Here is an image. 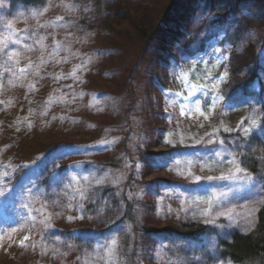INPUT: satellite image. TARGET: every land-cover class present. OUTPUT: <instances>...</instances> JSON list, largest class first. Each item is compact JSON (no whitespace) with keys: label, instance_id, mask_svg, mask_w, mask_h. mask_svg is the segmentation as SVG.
<instances>
[{"label":"rangeland","instance_id":"obj_1","mask_svg":"<svg viewBox=\"0 0 264 264\" xmlns=\"http://www.w3.org/2000/svg\"><path fill=\"white\" fill-rule=\"evenodd\" d=\"M237 3L47 0L12 9L0 0V264H227L214 237L144 241L134 229L173 226L175 208L219 237L251 227L264 177V0ZM169 10L171 34L159 43ZM239 29L243 46L261 40L247 97L223 92ZM237 167L236 179H220ZM54 169L60 186L39 189L41 172ZM109 187L124 206L103 194ZM127 202L135 223H116ZM226 210L231 218L219 215ZM90 223L92 236L81 235Z\"/></svg>","mask_w":264,"mask_h":264},{"label":"trees","instance_id":"obj_2","mask_svg":"<svg viewBox=\"0 0 264 264\" xmlns=\"http://www.w3.org/2000/svg\"><path fill=\"white\" fill-rule=\"evenodd\" d=\"M11 4V8L14 9L15 6L21 5L26 7H37L41 8L47 4V0H8ZM212 3H216L217 0H209ZM232 2V0H227V2ZM238 3L243 2L244 0H237ZM237 3V4H238ZM175 4V2H173ZM215 5V4H214ZM215 8V6H213ZM236 10H237V6ZM238 11V10H237ZM235 14L236 11H235ZM161 21L156 27L155 38L159 43H164L163 37H166L171 34L172 29H166L169 21L175 20V14H171L170 10L162 15L160 18ZM245 29H239V31L231 35L229 40L234 49L227 70L230 73L229 82L225 85L223 89L224 94L232 93L231 91L241 89L244 96L247 97L251 93L250 88L254 84L257 71L259 69L260 63V51L258 44L260 39L248 40L243 46ZM174 33H172L173 35ZM178 42V41H174ZM201 44L204 45V41H201ZM201 45L200 48L203 46ZM185 47V46H183ZM182 47V48H183ZM181 48V49H182ZM199 50V49H198ZM264 91L261 93V97H264ZM232 103L234 100L229 98ZM235 139L238 141H243L241 135H234ZM228 136L224 137L223 142H227ZM253 172L257 173L256 167L253 166ZM62 169L54 170H43L41 175L43 178L38 182L39 189L44 187L55 189L59 187L58 178H60V173ZM44 190V189H43ZM110 192L111 203L115 205L116 208L124 206L120 203L119 197L116 195L111 188H104L103 194ZM44 193L41 195L43 198ZM106 199V198H105ZM109 198H107L108 200ZM260 204L257 206V211L254 213L253 222L249 230H243L241 226L232 227L230 235L228 237H219L215 234L211 225L204 224L200 220H187L185 215L182 213L175 214L174 225L168 226L164 230H155L152 232L150 228L145 227L139 229L138 232L135 231L138 237H142L145 241L146 238L151 240L152 237H158L162 240L168 241H179V242H192L194 244H204L206 241H209L210 238L214 237L218 245V250L221 255H223L227 264H264V177L262 178L260 185ZM104 203V199H99V201H89L83 203V212L87 214L90 209L101 208V204ZM37 206V205H36ZM128 219L132 224L136 221V216L134 214L133 206L128 202L125 204V209L123 211V216L116 218V223H121L123 220ZM81 235L92 236L93 228L92 224L89 225L83 224L80 227ZM141 235V236H140ZM141 243H145V242Z\"/></svg>","mask_w":264,"mask_h":264},{"label":"snow or ice","instance_id":"obj_3","mask_svg":"<svg viewBox=\"0 0 264 264\" xmlns=\"http://www.w3.org/2000/svg\"><path fill=\"white\" fill-rule=\"evenodd\" d=\"M21 71H24V69H21ZM206 74L210 76V73H206ZM195 110H196L197 112H200L201 115H203V112L201 111V107H200L199 103L196 104V108H195ZM182 111H183V110H182ZM253 123H255V121H253ZM247 131H248V129H245V132H247ZM169 142H170V141H169ZM220 143H223V141H221ZM216 155L219 156V153H216ZM230 163H235V160L233 159L232 161H230ZM242 172H243V169L240 168V167H237V168H236V174H237V175H230V176H228V177H223V176H222V177H220V179H236L237 176H238V174H240V173H242ZM195 179H196V180H199L200 178H199V177H196ZM0 195H3V193L0 192ZM82 195H83V194H82ZM209 203H210V202H209ZM205 214H207V213H205ZM219 215H221V216H228L229 218H231L232 211H231V210H226V211L220 212ZM27 239H28V237H25V240H27ZM112 243L115 244L116 242H115V241H112Z\"/></svg>","mask_w":264,"mask_h":264}]
</instances>
